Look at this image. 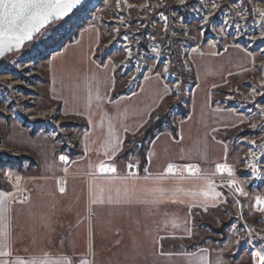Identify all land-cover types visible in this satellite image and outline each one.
<instances>
[{"label": "rangeland", "instance_id": "rangeland-1", "mask_svg": "<svg viewBox=\"0 0 264 264\" xmlns=\"http://www.w3.org/2000/svg\"><path fill=\"white\" fill-rule=\"evenodd\" d=\"M261 9L264 0H82L32 41L0 55V190L16 192L37 159L50 158L42 150L47 145L57 155L80 152L86 125L65 114L50 83L68 111L78 114L86 113L89 101L105 98L115 83L114 96L134 99L122 109H129L133 132L152 108L150 125L156 117H163V126L176 125L184 118L179 105L187 116L191 109L215 119L208 95L235 115L233 127L225 130L236 158L229 179L248 195L226 190L227 203L197 219L195 239L184 246L192 253L171 264H254L256 252L264 251V212L255 203L264 197ZM84 30L97 47L92 57L84 47L74 70L64 49ZM143 136L127 141L128 160H141ZM209 244L214 246L201 250Z\"/></svg>", "mask_w": 264, "mask_h": 264}, {"label": "crops", "instance_id": "crops-1", "mask_svg": "<svg viewBox=\"0 0 264 264\" xmlns=\"http://www.w3.org/2000/svg\"><path fill=\"white\" fill-rule=\"evenodd\" d=\"M91 37L90 31L84 30L64 49L65 54L69 52L68 65L74 70L80 66L84 47L92 57L97 43L93 47ZM50 84L65 114L86 125L78 145L80 152L57 155L52 144L42 149L47 150L50 158L37 159L34 171L24 176L21 187L10 192L12 204L6 223L11 256L0 259L37 257L66 259L70 264H80L82 260L88 264H171L172 258L192 253L184 246L195 239L192 237L199 216L212 215V210L227 203V189L218 180L229 179L236 172L234 149L225 133L233 127L235 115L213 104L207 95V105L216 110L215 119L200 117L190 109L189 115L176 125L156 130L154 137L147 140L146 163L141 167L140 158L128 160L129 155L125 157L123 153L130 138L145 133L154 108L133 132L129 109H122L134 99L123 94L114 96L115 83H111L105 98L89 101L85 114L69 112ZM208 120L215 122L210 125ZM117 140L123 143L109 160L105 151L111 153ZM61 156L67 159L62 161ZM101 161L115 166L116 173H99L97 165ZM170 163L176 166L174 172L165 173ZM130 164L134 171L128 167ZM217 164H227L233 174L217 172ZM185 165H195L200 171L191 175ZM162 173L164 176L159 179ZM146 176L150 178L145 180ZM208 180L219 196L211 192L207 197L199 194L208 191ZM133 185L135 194L125 196V187L131 189ZM155 187L164 189L163 195L157 194L159 202L143 191ZM177 189L181 191L177 193ZM21 194L24 197L15 199ZM93 199L104 202L93 204ZM209 246L214 245H204L201 250Z\"/></svg>", "mask_w": 264, "mask_h": 264}, {"label": "snow or ice", "instance_id": "snow-or-ice-1", "mask_svg": "<svg viewBox=\"0 0 264 264\" xmlns=\"http://www.w3.org/2000/svg\"><path fill=\"white\" fill-rule=\"evenodd\" d=\"M82 0H0V55H3L5 52L11 51L12 49H20L24 46L26 41H32L37 33H40L41 29L45 25L49 24L52 21L58 20L62 17L67 16L69 13L76 9L80 5ZM261 16H264V9L258 10ZM166 19V18H165ZM167 70V69H165ZM99 98V96L97 97ZM91 123V121H89ZM255 127V125H253ZM127 131V129H125ZM87 135V133H85ZM123 141L117 140L116 146L111 148V153L107 150L105 155L109 160L119 151V145ZM251 143H255L252 141ZM87 151V147L85 149ZM255 154H253L254 156ZM60 159L65 161L67 158L61 156ZM129 168L133 165H129ZM175 165L168 164L165 169V173H173ZM249 167L255 169V164H250ZM185 170L188 171L191 175H196L200 170L196 168L195 165H185ZM97 171L99 173H116L117 169L115 166L101 161L97 165ZM145 172L148 171L147 168L144 169ZM217 172H227L231 176L232 169L229 168L227 164H217ZM95 175V173H92ZM134 175V174H133ZM164 174L162 173L159 179H162ZM150 177H144L145 180H148ZM119 179H127L126 177H119ZM19 178H17L18 183ZM230 187H235V182L230 181ZM208 191H201L199 194L207 197L209 192L214 196H219L220 193L215 192L214 185L210 180L206 181ZM61 192L64 191L63 188L60 189ZM143 191L152 194L156 197L154 202H159V197L157 194L163 195L164 189L155 187L147 188ZM180 189H177L176 192H180ZM236 191L240 195L247 196L248 193L244 192L243 189L236 187ZM120 189H117V195H119ZM135 194V185L131 189L125 187L124 195L130 196ZM197 193H192L196 195ZM12 193L0 191V257H10L11 251L8 244V226L6 223L7 216L6 213L10 210L12 204ZM104 201L93 199L91 203H103ZM108 202L111 203V196L108 198ZM119 202V200H117ZM180 203H183L181 200ZM239 203V201H237ZM258 206V210L264 212V197H256L255 201ZM176 226V225H174ZM89 250H91V245H89ZM203 251V250H202ZM45 257L47 254H44ZM254 264H264V252H257L255 254ZM201 262H206L207 256L199 257ZM0 264H70L66 259H47V258H37L31 257L28 259H23L20 257L15 258L14 260L0 259ZM80 264H88L87 261L82 260Z\"/></svg>", "mask_w": 264, "mask_h": 264}, {"label": "trees", "instance_id": "trees-1", "mask_svg": "<svg viewBox=\"0 0 264 264\" xmlns=\"http://www.w3.org/2000/svg\"><path fill=\"white\" fill-rule=\"evenodd\" d=\"M182 112H183V116L185 117L187 115V111L185 110V108L181 105L180 106ZM163 127V117H160L158 120H156L155 122H153L145 131L143 139L144 141H147L151 138L154 137L155 135V130H159ZM146 163V152L142 151L141 152V161H140V165L141 167H143ZM0 187H2V185L0 184Z\"/></svg>", "mask_w": 264, "mask_h": 264}, {"label": "built area", "instance_id": "built-area-1", "mask_svg": "<svg viewBox=\"0 0 264 264\" xmlns=\"http://www.w3.org/2000/svg\"><path fill=\"white\" fill-rule=\"evenodd\" d=\"M78 23H80V20H79ZM180 106H181V105H179V107H180ZM182 106H183V105H182ZM158 119H159V117H156V120H158ZM131 171H134V167L131 168ZM230 181H233V180H232V179H220V180H218V182L220 183V185L226 187V189L229 190L230 193L235 194V195H240V194L236 191V187L240 188V187L238 186L239 184L235 183V187H230V183H229Z\"/></svg>", "mask_w": 264, "mask_h": 264}, {"label": "bare ground", "instance_id": "bare-ground-1", "mask_svg": "<svg viewBox=\"0 0 264 264\" xmlns=\"http://www.w3.org/2000/svg\"><path fill=\"white\" fill-rule=\"evenodd\" d=\"M2 78H3V77H2ZM35 117H37V118H40L39 116H35ZM253 154H255V155L253 156ZM253 154H252V156H251V157H255V156H257V155H258V152L256 151V152H255V153H253ZM261 250H262V249H261ZM257 252H258V251H257ZM257 252H256V253H257ZM262 252H264V251L262 250ZM256 259H258V258H256Z\"/></svg>", "mask_w": 264, "mask_h": 264}]
</instances>
